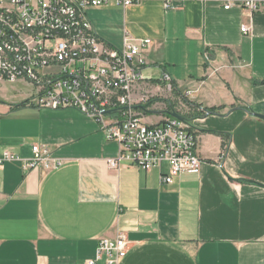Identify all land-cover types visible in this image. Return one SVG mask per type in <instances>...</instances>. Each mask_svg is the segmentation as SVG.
Instances as JSON below:
<instances>
[{"label":"crops","instance_id":"crops-1","mask_svg":"<svg viewBox=\"0 0 264 264\" xmlns=\"http://www.w3.org/2000/svg\"><path fill=\"white\" fill-rule=\"evenodd\" d=\"M85 14L111 47L126 34L151 39L135 88V98L150 99L135 107L143 122L161 124L170 108L189 116L188 103L216 110L186 121L200 169L165 183L167 163L111 168L118 143L98 121L37 107L29 83L0 81V151L28 158L37 144L62 159L48 171L0 165V264H87L100 238L119 234L129 241L120 264H264V119L233 109L264 115V11L224 9L219 0L169 8L107 0Z\"/></svg>","mask_w":264,"mask_h":264},{"label":"built area","instance_id":"built-area-1","mask_svg":"<svg viewBox=\"0 0 264 264\" xmlns=\"http://www.w3.org/2000/svg\"><path fill=\"white\" fill-rule=\"evenodd\" d=\"M139 0H117L129 5ZM165 8L181 0H162ZM224 9L240 7L251 12L264 11V0H219ZM107 0H0V81H25L34 88L33 103L40 108H75L94 118L107 139L118 143L116 158H108L111 168L128 162L151 170L168 164V174L160 180L171 183L180 173H198L201 159L197 153L195 130L185 121L167 117L161 124L142 121L135 108L149 101L146 95L135 98V88L145 78L142 51L149 38L123 37L119 48L99 38L85 14L90 6ZM248 28L243 25L241 32ZM162 80L172 88L171 77ZM112 111L106 113V111ZM32 155L20 158L8 150L0 151V165L20 161L25 170L57 169L62 159L37 144ZM129 241L119 234L114 239L100 238L95 257L87 264L103 260L120 264Z\"/></svg>","mask_w":264,"mask_h":264},{"label":"water","instance_id":"water-1","mask_svg":"<svg viewBox=\"0 0 264 264\" xmlns=\"http://www.w3.org/2000/svg\"><path fill=\"white\" fill-rule=\"evenodd\" d=\"M139 108L140 109H145V107L144 106H139ZM233 109H243V110H245V111H247L249 114H251V115H254V116H256V117H259V118H261V119H264V115H262V114H258V113H256V112H253V111H251L250 109H248L247 107H235V108H233ZM114 110H112V111H110V110H108V111H106V113H111V112H113ZM167 113L171 116V117H173V118H175V119H177V120H179V121H185V117L183 116V115H181V114H179L178 112H176L173 108H170V110L169 111H167ZM208 114H210V112H207Z\"/></svg>","mask_w":264,"mask_h":264},{"label":"trees","instance_id":"trees-1","mask_svg":"<svg viewBox=\"0 0 264 264\" xmlns=\"http://www.w3.org/2000/svg\"><path fill=\"white\" fill-rule=\"evenodd\" d=\"M188 104L191 107V109L194 110L193 113L189 114L190 117H195V116L199 117V116H203L207 112H210V113L216 112V110L214 108H202L201 110H198V109H200L199 105H194L192 103L191 104L188 103ZM189 116L185 115V120L186 121L188 120Z\"/></svg>","mask_w":264,"mask_h":264},{"label":"rangeland","instance_id":"rangeland-1","mask_svg":"<svg viewBox=\"0 0 264 264\" xmlns=\"http://www.w3.org/2000/svg\"><path fill=\"white\" fill-rule=\"evenodd\" d=\"M150 100V99H149ZM164 104V103H163ZM163 104L162 105H160V107H163ZM143 114V113H142Z\"/></svg>","mask_w":264,"mask_h":264}]
</instances>
